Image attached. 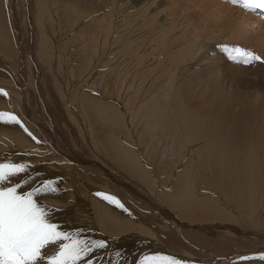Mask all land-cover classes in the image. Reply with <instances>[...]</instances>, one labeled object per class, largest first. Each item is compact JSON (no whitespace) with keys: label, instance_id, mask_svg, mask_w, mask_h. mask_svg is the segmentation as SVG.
Returning a JSON list of instances; mask_svg holds the SVG:
<instances>
[{"label":"rangeland","instance_id":"374dc122","mask_svg":"<svg viewBox=\"0 0 264 264\" xmlns=\"http://www.w3.org/2000/svg\"><path fill=\"white\" fill-rule=\"evenodd\" d=\"M41 1L42 4L40 5L39 0H9L8 5L3 6L10 17L8 31L13 36L14 47H12L13 54H11V58H7L0 50V89H3V87L8 88L6 99L11 96L10 90L18 91L17 94L21 101H18L16 110L11 114H15L28 131L37 138L36 143L38 145L34 147L30 144L22 149H12L13 146H0V161L5 155L8 157L28 155L33 160L27 161V163L32 164L34 166L33 171L38 173L34 183H39L44 179L58 180L61 191L43 200V203L58 209L54 220L64 231L83 230L81 232L82 238L104 240L107 243L108 247L106 249L100 250L93 256L94 260L100 257L98 264H140V261L146 256L173 257L176 260L179 259L182 264H188L187 261H194L195 258L199 257L202 258L205 264H213L215 261H212L213 257H208L202 251L201 253L184 240L185 235L189 232H197L213 241L219 239L222 247H229L228 250L238 249L239 252H242V254L234 255L235 257L232 256L229 260L228 258H222L223 260L219 264L224 262L226 264H236L260 259V256L264 255V227L254 226L250 228L252 230L248 229L249 233L248 230L244 231L241 225H232L222 220L195 223L185 221L176 211L168 210L158 197L148 193L144 185L136 182L127 174L125 175L124 172H120L115 166H109L106 158H97L95 152L91 154L90 150L93 151L91 148L95 147L94 144L88 142L89 145H86L90 129L80 133L77 139L73 141L74 138L68 134V129L71 127V122L67 117L69 115L64 114L66 111L73 112L69 108L66 109L65 102L67 101L69 104L68 97L60 87V83L65 81L61 80L54 71L47 72L44 70L43 56H41L44 55L41 48L44 44L39 43L42 33L33 19L42 13L43 7L49 15H52L53 12L50 11L51 2L52 5L55 3L60 9L62 8L61 11H70V8L71 10L74 9L76 4V13L80 11V8H85L86 11L96 8L97 13H105L108 1ZM65 3L71 4L65 5ZM123 3V10L127 8L129 9L128 13H130L125 24L138 31V33L135 32L136 35L133 34L135 36L131 38L132 41L148 44L150 42L158 43L162 39L164 44L166 43V50L163 55L165 62L170 63L173 62V59H181L175 71L176 77L174 80L160 79L155 87L150 85L154 80H145L147 82L144 87L142 86L144 91L137 88L136 83H138V80H135L136 82L125 80L128 86H124V94L127 98L129 96L136 98V95L130 93L134 87H136V92L139 91L137 97L142 98L145 94L152 93L154 89L156 91L157 86L163 83L164 87L173 88V85H175L179 88L176 93L180 95L183 99L182 104L188 109L197 107L190 113H198L199 111L209 113L211 110H215V113L218 114L222 113L220 115L223 120L222 126L227 130L235 128L236 124L233 123L232 118L239 114L242 115L240 117L241 121L245 122V128L248 125H254V122L255 124L259 123L262 117L264 119V62L257 61L249 65L235 63L223 51V46L240 47L252 51L264 60V15L259 14V10L257 12L246 11L239 5H233L229 0H123ZM31 6L35 9L32 10ZM120 11L115 10V17L118 16ZM97 13L95 12L96 17L99 15ZM6 22H8L7 19L5 24ZM168 22L171 25H168L169 29L166 34H162L160 39H155L157 35H153L152 28L157 25L159 27L167 25ZM252 22L254 24L250 26ZM74 35L75 33L70 32L62 34L58 38L61 37L62 40L70 41L74 38ZM169 43H171L170 46ZM185 50L196 52L193 57H190L189 54L185 53ZM94 68L95 66H93ZM57 73L59 74V72ZM45 80L54 83H49V86L46 85L47 90L43 85ZM164 91L165 89H161L157 91V94L162 95L165 93L166 95L167 91ZM114 103H116L117 109L120 110L119 113L123 114L122 116L129 121L131 112L126 111L122 101L114 99ZM133 106L136 107V105ZM242 108L243 111H241ZM0 112H3V110H0ZM260 112H262V116ZM58 114H61L59 118H57ZM256 119L259 121L256 122ZM3 120L7 121L8 117L5 116ZM251 121L253 124H251ZM10 126L17 129L21 135L32 138L19 125L0 122V143H2V139L5 140L4 138L8 136L3 131ZM98 133L101 135L100 132ZM185 133L186 131H184L182 138L190 139L192 134ZM187 142L190 141L183 142L182 146L187 145ZM57 146L60 150L58 152L55 149ZM135 148L137 149V147ZM200 149L199 144L193 148H184V150L179 148L178 151L182 150L184 152L180 159V152L177 153L175 150L178 157L174 154L176 157L172 156L167 159L173 167L169 177L163 178L158 174L152 176L148 172L149 180L158 182V179L155 178L159 177L164 179L165 183L174 184L181 177V173L186 171L191 164V162H188L189 158L193 161L197 160V162L200 159V162H203L202 166L208 167L210 177L216 175L218 179L227 175L228 168L222 166L227 165L228 161L232 162L231 160H228L225 164H223V161L216 164L214 159H210V153H207L202 160L197 155ZM232 150H235V152L240 151L238 149L236 151L235 148H232ZM94 151L96 150L94 149ZM160 151L159 155L161 156L164 150ZM186 151L191 154H186ZM99 153H101V150ZM152 154L153 149L148 148H140L137 152L138 158L146 162L144 166L150 169L149 161ZM194 155H197L196 157H199V159H196ZM55 159H58V165L64 168L76 164L74 166H82L81 169H85L90 173L94 170V173H100L102 170L106 172L104 174L106 181L109 184L112 183L110 185L115 188L111 196L115 200L106 205L111 206L117 210L121 217L125 216L132 222L130 232H127L126 235L123 233L111 236L104 235L103 231L91 222V219L89 220L90 225L89 223L83 225L85 212L92 214L90 211L93 208L78 204L74 207L77 211H72L73 208H71L69 201L71 202L73 197L68 192L71 186L61 177V174L59 176V172L53 174ZM15 161L25 162L19 158ZM212 163L218 166L216 168L214 165L216 171ZM90 168L94 170L90 171ZM66 171L68 170L66 169ZM235 172L237 173V171ZM90 177H92V174H90ZM168 184L159 185L156 193L168 192L170 190ZM262 187H264L263 182L256 185V196H261ZM54 197L57 198L51 200ZM145 200H150L149 203L152 207ZM115 201H119L123 207H119ZM258 205L259 202L255 207ZM146 208L151 209L144 210ZM263 212L264 209L261 210V206H259L257 216H260ZM158 215L164 217L160 218ZM148 234L149 236H147ZM151 234L158 236V238H164L163 240L166 243L157 242L158 238L156 237V240L155 238L152 239ZM240 242H245L243 243L245 245ZM239 245L240 247L236 248ZM243 248L245 252L242 250ZM116 252L120 253L119 257L114 255ZM185 252L189 253L188 258L186 257L187 260L185 258L180 259L185 256ZM177 254L181 257H177ZM244 256H247L248 259H240Z\"/></svg>","mask_w":264,"mask_h":264},{"label":"bare ground","instance_id":"6f19581e","mask_svg":"<svg viewBox=\"0 0 264 264\" xmlns=\"http://www.w3.org/2000/svg\"><path fill=\"white\" fill-rule=\"evenodd\" d=\"M107 1L105 13H97L96 8H91L88 11L84 10L85 8H80V11L76 13V4H73L74 9L71 10L70 8V11H61L62 8L60 9L55 3L52 5L51 2L50 11L53 12L52 15H49L43 7L42 13L33 19L42 33L39 43L44 44L41 46L44 53L41 55L43 56L44 70L47 72L54 71L61 80L65 81L60 83V87L69 101V104L67 101L65 102V107L73 112H64V114L69 115L67 117L71 122V127L68 129L69 136L75 141L80 133L90 129L86 145H89L88 142L94 144L95 147L91 148L93 151L90 150L91 154L95 152L97 158H106L109 166H115L120 172H124L125 175L127 174L136 182L144 185L148 193L158 197L168 210L176 211L185 221L195 223L222 220L232 225H241L244 231L254 226L264 227V212L257 216L258 207L261 206V210L264 209V187H262L261 196H256V185L263 182L264 186L263 117L260 118V121L256 119V122L259 121V123L255 124L254 122V125H248V127L254 126L250 129L246 127L248 130L244 127L245 122L241 121V114L236 115L235 118H232L233 123L236 124L235 128L227 130L222 126L221 112L218 114L215 113V110H211L209 113L203 111L190 113L197 107L188 109L182 104L183 99L176 93L179 88L175 85L173 88L164 87L163 83L157 86L156 91L155 89L153 92L150 90L152 93L145 94L142 98L137 97L139 91L136 92V87H134L130 93L136 95V98L131 96L127 98L124 94V86H128L125 80H134V82L138 80L136 86L140 91H144L142 86L144 87L147 82L145 80H154L150 84L154 85L153 87L159 83L158 80L160 79L174 80L175 71L181 59H173V62L166 63L163 57L166 43L164 44V40L160 38L162 34H166L168 31L170 22L167 25L161 27L157 25L152 28L153 35H157L155 39H160L158 43H136L131 38L138 31L125 24L130 13H128L129 9L127 8L123 10V0ZM8 2L9 0H0V50L7 58H11L14 45L13 36L8 31L10 17L3 9V6H7ZM39 4H42L41 0H39ZM31 8L32 10L35 9L33 6ZM115 10H121L117 17H115ZM95 12L99 14L97 17ZM6 19L8 22L5 24ZM130 24L133 25L131 22ZM253 24V22L250 23V26ZM70 32L75 33L72 40L65 41L60 39L61 37L58 38L60 35ZM134 33L135 35H133ZM170 45L171 43H169ZM195 52L185 50V53L189 54L190 57H193ZM93 66H95L94 69ZM49 83L54 84L45 80L43 84L45 90L48 89ZM161 89H165L167 94L158 95L157 91ZM3 90L8 92L6 87H3ZM17 92L10 90L9 99L0 94V110H3V113H12L16 110L18 101H21ZM114 99L121 100L126 111L131 112L129 121L122 116L123 114L119 113L120 110L117 109ZM260 114L262 116V112ZM59 115L61 114H58L57 118ZM247 117L250 118L248 115ZM244 121L246 120L244 119ZM184 131L192 134L190 139L182 138ZM3 133L8 136L4 138L5 140H1L0 146H13L12 149H22L30 144L34 147L38 145L32 138L21 135L13 126L5 129ZM185 141L190 142L182 146ZM198 144L201 149L197 155L202 160L207 153H210V159H214L216 164L222 161L223 164L228 160L232 161H228L227 165L222 166L228 168L227 175L218 179L216 175V177H210L208 167L202 166L203 162H200L199 157L194 155L199 161L194 160L196 161L194 163L189 158L188 162L191 164L186 171L181 173V177L174 184L165 183L164 179L159 177L155 178L158 179V182L149 180V174L152 176L158 174L163 178L169 177L173 167L167 159L174 154L178 157V152H180V159L184 152L177 149L193 148ZM135 147L138 150L140 148L153 149V158L151 157L149 161L151 169L144 166L146 162L143 159L138 158V150ZM158 148L164 150L161 156L159 153L162 149ZM232 148L240 151L235 152ZM55 149L58 152V146ZM100 150L101 153H99ZM187 151L186 154L190 153ZM17 158L23 159L25 162L33 160L28 155L19 157L5 155L1 161ZM54 163L55 171L53 174L59 172V176L61 174V177L71 186L68 192L73 197V200L69 201L71 208H73L72 211H77L74 207L78 204L93 208L90 211L92 214L85 212L83 225H87L91 219V222L102 230L104 235L111 236L119 233L126 235L127 232H130L132 222L125 216L121 217L117 210L111 206H107L106 204L111 202L105 199L103 195H99L105 194L111 197L115 191V188L111 186L112 183L110 185L104 177L106 172L102 170L100 173H94L95 170L90 168V171L94 170L90 173L81 169L82 166H74L76 164L72 165L71 163V167L66 164L68 167L64 168L58 165V159H55ZM214 165L213 168L218 167L216 165L214 167ZM86 170L88 169L86 168ZM163 184H168L170 190L165 193H156L159 185ZM145 201L152 207L149 203L150 200ZM257 202L259 205L255 207ZM149 209L151 208L144 210L148 211ZM151 237L155 240L158 238L154 235ZM148 238L150 239V237ZM163 239L158 238L156 241L164 244L166 242ZM184 240L208 257H213L212 261L215 260L213 264H219L224 258L229 260L234 255L242 254L238 249H230L232 250L230 251L228 250L229 247H222L219 239L213 241L197 232L187 233ZM238 247L240 245L236 248ZM242 250L245 252L244 248ZM188 252L190 251L188 250ZM188 252H185V256L182 257L177 254V257L187 260ZM187 262H189L188 264H205L199 257L195 258L194 261ZM236 264H264V260L256 259V261Z\"/></svg>","mask_w":264,"mask_h":264},{"label":"snow or ice","instance_id":"6c2138e0","mask_svg":"<svg viewBox=\"0 0 264 264\" xmlns=\"http://www.w3.org/2000/svg\"><path fill=\"white\" fill-rule=\"evenodd\" d=\"M246 11L264 15V0H229ZM223 51L235 63L244 65L264 62L259 55L240 47L223 46ZM0 94L7 95L3 89ZM7 116L8 120L3 118ZM0 122L19 125L34 141L37 138L11 113L0 112ZM39 143V141H37ZM27 162L0 161V264H98L93 256L108 247L104 240L81 237L83 230L64 231L55 222V207L43 203L61 191L57 179L36 181L38 173ZM110 202L114 197L105 194ZM123 207L119 201H115ZM120 256L119 252L114 254ZM240 259H248L247 256ZM264 260V255L260 256ZM140 264H181L173 257H144Z\"/></svg>","mask_w":264,"mask_h":264}]
</instances>
